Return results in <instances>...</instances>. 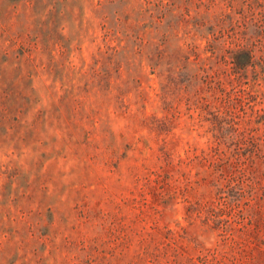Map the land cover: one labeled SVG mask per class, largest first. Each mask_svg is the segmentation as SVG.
Instances as JSON below:
<instances>
[{
    "label": "rangeland",
    "instance_id": "1",
    "mask_svg": "<svg viewBox=\"0 0 264 264\" xmlns=\"http://www.w3.org/2000/svg\"><path fill=\"white\" fill-rule=\"evenodd\" d=\"M0 264H264V0H0Z\"/></svg>",
    "mask_w": 264,
    "mask_h": 264
},
{
    "label": "trees",
    "instance_id": "2",
    "mask_svg": "<svg viewBox=\"0 0 264 264\" xmlns=\"http://www.w3.org/2000/svg\"><path fill=\"white\" fill-rule=\"evenodd\" d=\"M245 44L242 45V48H240L239 51L234 52L233 56H232V64L234 66H236V68H240L242 69V62L244 61L243 59H245L247 57L248 60H251L252 56V50H250V45L254 43H252L254 41L253 37H249V38H245ZM164 43H168V40H166ZM241 47V46H240ZM156 57V58H155ZM165 59L169 60V65H171V67H173L176 63L179 62V57L176 55V51L175 50H171L170 56H164V53L161 52H157L155 54V56H153V58H151L150 63L152 65V67L154 69H157L159 67H161V73H163L162 67H163V61H165ZM171 63V64H170ZM166 65V63H165ZM185 73L187 74L188 77H190L189 79V84L191 85L192 83V79H193V75L194 74V70L191 69V67H187L185 69Z\"/></svg>",
    "mask_w": 264,
    "mask_h": 264
}]
</instances>
